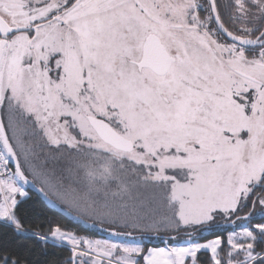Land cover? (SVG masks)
Listing matches in <instances>:
<instances>
[{
	"label": "snow or ice",
	"instance_id": "6c2138e0",
	"mask_svg": "<svg viewBox=\"0 0 264 264\" xmlns=\"http://www.w3.org/2000/svg\"><path fill=\"white\" fill-rule=\"evenodd\" d=\"M0 264H264V0H0Z\"/></svg>",
	"mask_w": 264,
	"mask_h": 264
},
{
	"label": "trees",
	"instance_id": "16d2710c",
	"mask_svg": "<svg viewBox=\"0 0 264 264\" xmlns=\"http://www.w3.org/2000/svg\"><path fill=\"white\" fill-rule=\"evenodd\" d=\"M30 195L34 199L39 200V196L35 192V190H32L30 192ZM45 210H46L48 216L53 217V218H56L57 220H60L61 222L68 224L72 228H76L82 234H85V235H89L90 234V235L99 237L98 230H87L86 231L84 228L79 227L77 224L73 223L71 220L65 218L61 214V210L59 208H54V207H51V206H45ZM256 222H259V221H254V223H256ZM228 230L231 231L230 228ZM213 238H214L213 236H206L204 239H213ZM147 246L148 247H153V246H163V245L162 244H150V245H147ZM56 251L57 252H60L62 254H65V255L67 254V250L66 249H59V250H56Z\"/></svg>",
	"mask_w": 264,
	"mask_h": 264
}]
</instances>
